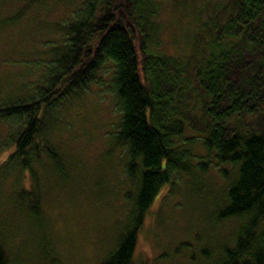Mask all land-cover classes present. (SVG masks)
<instances>
[{
  "label": "trees",
  "instance_id": "obj_1",
  "mask_svg": "<svg viewBox=\"0 0 264 264\" xmlns=\"http://www.w3.org/2000/svg\"><path fill=\"white\" fill-rule=\"evenodd\" d=\"M214 8L219 10L194 33L188 56L175 58L158 50L153 0H80L61 27L64 45L47 51L51 63L37 97L0 107L4 122H25L0 166V179L12 163L24 180L23 171L33 173L31 163L39 156L31 147L58 160L36 141L46 106L79 97L102 67L113 65L121 117L111 144L124 151L133 185L125 199L133 201L130 223L104 264H133L138 234L162 188L173 186L175 174H205L213 163L225 180L214 220H235L239 227L217 264H264V0H227ZM196 140L206 158L185 150ZM27 190L19 191L18 200L38 217L40 201L34 189ZM5 260L0 244V264Z\"/></svg>",
  "mask_w": 264,
  "mask_h": 264
},
{
  "label": "rangeland",
  "instance_id": "obj_2",
  "mask_svg": "<svg viewBox=\"0 0 264 264\" xmlns=\"http://www.w3.org/2000/svg\"><path fill=\"white\" fill-rule=\"evenodd\" d=\"M79 1L0 0V107L37 97L51 63L47 51L64 45L61 27ZM211 1L153 0L158 50L170 57L188 56L194 33L219 10L215 3L227 2ZM112 67H102L79 97L68 95L45 107L49 114L36 141L47 144L58 160L31 147L39 156L31 163L33 173L23 171L20 181L12 163L5 164L0 244L6 264H104L118 246L131 220L133 200L125 194L133 192V185L126 176L124 151L111 144L121 117ZM24 125L21 119H0V166L14 151L13 140ZM200 144L196 140L184 148L201 159L206 155ZM197 161L193 158L194 166ZM197 171L184 178L175 174L173 186L162 188L138 234L133 264H217L220 249L235 241L238 222L214 220L225 183L218 167L213 163L205 174ZM20 187L35 190L38 217L30 216L27 203L18 200Z\"/></svg>",
  "mask_w": 264,
  "mask_h": 264
}]
</instances>
